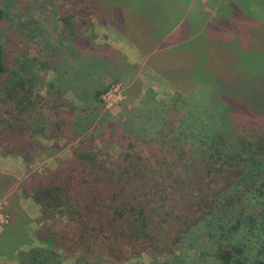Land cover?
I'll use <instances>...</instances> for the list:
<instances>
[{"label": "trees", "instance_id": "16d2710c", "mask_svg": "<svg viewBox=\"0 0 264 264\" xmlns=\"http://www.w3.org/2000/svg\"><path fill=\"white\" fill-rule=\"evenodd\" d=\"M235 3L224 14L209 15L205 26L194 32L196 37L150 49L146 63L168 82L186 88L184 94H194L197 83L212 87L208 94L219 111L207 120L200 109L204 100L199 99L196 118L188 110L179 126L165 134L160 108L154 111L152 127L164 135L122 140L115 158H101L93 136L84 137L93 118L88 126L73 130L57 113L60 104L68 112L90 111L77 92L82 85L88 87L90 79L96 88L92 115L99 113L97 104L105 90L100 74L110 66L91 59L92 54L88 60L80 58L84 54L78 52V36L68 42L70 52L89 62L83 67L77 60L78 67L65 59V75L46 85L45 94L59 100L51 107L54 113L46 114V96L41 89L34 93L32 78L20 75L24 60L13 57L14 43L0 40V155L27 162L37 150L46 157L56 155L60 140L77 144L70 159L55 169L20 183L0 175V194L18 184L21 195L39 209L32 238L15 228L1 241L6 252L16 251L7 255L19 264H59L62 253L76 256L74 264H128L141 255L150 256V264H264V113L244 105L251 98L264 102V73L254 76L243 65L245 59L264 62V0ZM7 17L0 7V26ZM65 31L69 37L77 33L75 28ZM114 63L109 59V65ZM253 77L255 91H245L242 81L236 84ZM64 90L81 105L63 102ZM179 97L173 102H180ZM182 102L183 107L190 105L186 99ZM253 116L263 121L258 130L236 124ZM99 123L102 127L103 121ZM239 130L244 131L237 134ZM38 138L51 144H36ZM14 213L18 221L25 219L16 204L8 214ZM189 252L194 254L191 259Z\"/></svg>", "mask_w": 264, "mask_h": 264}, {"label": "rangeland", "instance_id": "374dc122", "mask_svg": "<svg viewBox=\"0 0 264 264\" xmlns=\"http://www.w3.org/2000/svg\"><path fill=\"white\" fill-rule=\"evenodd\" d=\"M204 3H208L211 6L212 0H202ZM223 0H217V5L213 6L212 9L223 8L224 3L221 5ZM233 5H236L238 0H232ZM247 1V0H246ZM235 3V4H234ZM95 5L97 6L94 9ZM0 7L7 12V19L1 23L0 28V40L3 44L7 42V38L14 43L15 47L10 48L13 52L15 59H23V67L20 69V75L23 74L25 78H32L33 80V92L41 89V93L46 96L47 101L45 102L46 108L45 113H54L51 108L59 100H55L54 95H46L45 89L48 82H51L54 77L58 75L64 76L67 66L64 64L65 59L71 60L78 67L79 62L82 61L81 66L88 63L91 55V59L95 58L102 59L105 63L107 70L104 73V77L100 74L101 85L100 88L103 90L110 86L112 83L120 84V89L116 92L112 89L108 91H102L101 95L102 102L98 103V112L95 116L92 115L94 103H91L92 96L94 95L95 84L93 80H88V87L82 85L78 88L77 92L86 98V107L90 110L86 113L71 111L68 112L64 105L60 104V109L57 113H60L63 117L69 120L73 130L78 127L88 126V121L92 118L93 122L89 123L88 133L84 135L85 138L91 137L95 140L94 144L98 147L96 150L100 152L101 158H115L118 154V142L122 140H128L129 137H133L136 140L147 141L149 137H162V135L170 133L171 128L179 126L182 117L188 112L194 114L196 118V103L197 100H204L200 109L204 112V117L207 120H212L211 115H214L217 111L215 110L214 102L210 99L208 94L212 87L205 86L202 83H197L195 86L194 94H184L183 91H187L186 88H179L175 84L168 82L158 74H156L147 64L142 66V63L137 66L132 64L133 61L126 56H122L113 53L107 46L97 44L99 38L101 42H105L107 36L103 34L101 30L94 34V26L97 29H102L99 23L95 21L91 23V17H96L99 13V17L102 20H106L109 23L117 21V17L114 16L115 8H117V0H0ZM251 9L254 10V6L251 4ZM218 14V13H216ZM98 18V17H97ZM94 20V19H93ZM76 29L77 33L74 37L66 35V29ZM65 35H64V34ZM78 40L76 44L79 47L80 54L83 58L81 60L78 55L70 52L68 42H71L75 38ZM96 42V44H95ZM105 44V43H104ZM13 46L11 44H8ZM92 48H90V47ZM52 56L54 58H52ZM49 62H48V60ZM109 59H112L115 63L109 65ZM126 59L130 63L128 64ZM51 60L56 63L52 64ZM46 62V66H42L41 63ZM242 63V62H241ZM103 65V64H102ZM243 65L251 68L254 76H259L260 71L264 73V62L250 63L246 59L243 61ZM104 66V65H103ZM48 67V69L41 70ZM41 68V69H40ZM22 75V76H23ZM98 76L99 73L93 74ZM138 76L135 78V76ZM245 75H249L245 73ZM33 76L35 79H33ZM254 79L250 80H237L236 84L242 81L240 84L245 91H255ZM214 80V79H213ZM208 81V80H207ZM249 81V82H245ZM216 82V80H215ZM235 82V81H234ZM205 83V82H203ZM206 84V83H205ZM252 87V90L250 89ZM255 87V88H253ZM99 89V88H98ZM65 92V90H64ZM63 92V93H64ZM198 93V95H197ZM205 93V94H204ZM179 97L178 101L173 102L174 98ZM104 96V100L102 99ZM191 97V98H190ZM192 98L196 99V102ZM186 99L190 103L186 107H183L182 100ZM61 100L70 106L79 107L81 104L76 98L68 92H65ZM254 100V101H253ZM255 98H251L245 102V106L255 110H259L264 113V102L259 104L256 103ZM166 103L167 107L157 106L155 103ZM182 106V108H179ZM159 107V108H158ZM192 107V108H191ZM199 107V106H198ZM158 108V109H157ZM161 108V109H160ZM190 108V109H189ZM159 109L161 110L159 112ZM67 111V112H66ZM161 113L162 117L166 121V127L164 133L157 132V127H152L155 122V112ZM91 114V115H90ZM86 116V118H84ZM102 120V127L99 121ZM87 121V122H85ZM260 118L256 116L236 121V124L247 128L258 130L261 122ZM224 123L223 121H220ZM255 123V124H254ZM171 127V128H170ZM244 130H239L237 134H242ZM83 138V137H82ZM34 143V140H33ZM36 144H42L48 146L51 142H47L42 138H38L35 141ZM140 144V143H139ZM77 144L73 141L66 142L64 139L59 141L60 150L56 155L52 157H46L41 155L38 150L32 160L25 162L22 157L14 156H2L0 155V172H8L15 177L26 176V179H30L37 173H42L43 170L55 169L59 163L66 162L71 157V149ZM139 146V145H137ZM24 181V180H23ZM213 181H216L215 179ZM218 185V182H216ZM214 187H216L214 185ZM21 194V193H20ZM29 198V197H25ZM31 200V199H30ZM28 201V200H27ZM0 202H6L4 206V212H8L9 202L7 198L0 196ZM24 210L29 213V216H36L37 205L32 202H24ZM36 210V211H35ZM6 221L0 215V231L4 226L11 223V216ZM36 218V217H32ZM33 219V220H34ZM36 220V219H35ZM33 226L28 227V231L32 233ZM189 258L194 257L193 253L189 252ZM76 256H72L69 253H62L59 256V264H74ZM152 258L148 255H141L136 259H131L128 264H150Z\"/></svg>", "mask_w": 264, "mask_h": 264}, {"label": "crops", "instance_id": "0c3cea01", "mask_svg": "<svg viewBox=\"0 0 264 264\" xmlns=\"http://www.w3.org/2000/svg\"><path fill=\"white\" fill-rule=\"evenodd\" d=\"M223 3V8L219 10L212 9L213 6L217 5V0H212L211 6H208V3H204L202 0H117L116 13H114V16L118 19L117 21L109 23L105 19L102 20L99 13L96 17L94 15L91 17V23L95 21L102 27V29H97L94 26V34L96 35V32L101 30L107 36L105 42H101L103 35L99 38V42L97 41V44L96 42L95 44L99 45L101 43L111 49L113 53L131 58L133 60L132 64L139 66L142 63V66H144L148 62V55L156 51V48L183 44L186 37L190 35L196 37L198 35L194 32L200 30L202 25L205 26L209 15L214 16L216 13L221 15L233 8L232 0H223L221 5ZM190 39L187 38L186 41L188 42ZM126 61L128 64L130 63V60L126 59ZM136 77L138 76L136 75ZM0 175L7 176L17 183L26 178L24 176L20 180L19 177H15L8 172H0ZM17 187L18 184H15L11 189L0 194L3 198H7L9 202L8 210L13 204H16L17 209L25 217L24 220L18 221L15 219L16 215L14 213L11 217V223L4 226L0 231V264H19L10 257L15 256L16 251L14 254H10L2 248L3 243L1 241L7 238L10 231L16 228L19 231H24L29 238H32L33 234L28 231V227L33 226L32 233L37 228L36 221L39 218V209L35 210L36 216H29V213L24 210L23 203L32 200L21 195ZM16 193L19 195H16ZM15 196H18L17 200ZM32 217H36V220Z\"/></svg>", "mask_w": 264, "mask_h": 264}, {"label": "built area", "instance_id": "2783aa9c", "mask_svg": "<svg viewBox=\"0 0 264 264\" xmlns=\"http://www.w3.org/2000/svg\"><path fill=\"white\" fill-rule=\"evenodd\" d=\"M120 84H117V83H115V84H111L109 87H108V90L105 92V94L106 93H108V91H110L111 89L113 90V91H118L119 89H120ZM103 100H104V96H103V98H102ZM5 205H7L6 204V202H0V215H1V217L6 221V219H8L9 218V216H8V213L6 212H4V210H3V208H4V206Z\"/></svg>", "mask_w": 264, "mask_h": 264}]
</instances>
